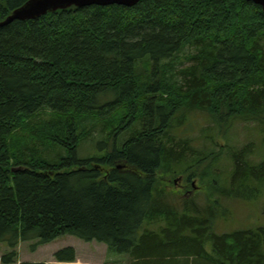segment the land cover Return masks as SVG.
<instances>
[{
  "label": "trees",
  "instance_id": "16d2710c",
  "mask_svg": "<svg viewBox=\"0 0 264 264\" xmlns=\"http://www.w3.org/2000/svg\"><path fill=\"white\" fill-rule=\"evenodd\" d=\"M25 1L0 0V21ZM193 112L224 133L254 122L264 134L259 5L139 0L0 25L1 263L15 262L22 241L34 250L69 234L103 242L130 264H264V226L217 234V199L172 200L176 175L240 198L264 185V135L255 163L253 141L222 145L207 127L196 148L177 136ZM94 133L99 153L79 158ZM224 146L227 187L213 170ZM53 257L71 262L75 250Z\"/></svg>",
  "mask_w": 264,
  "mask_h": 264
},
{
  "label": "rangeland",
  "instance_id": "374dc122",
  "mask_svg": "<svg viewBox=\"0 0 264 264\" xmlns=\"http://www.w3.org/2000/svg\"><path fill=\"white\" fill-rule=\"evenodd\" d=\"M188 64V60H185L182 65ZM211 133L213 139L219 144H228L232 147H241L248 142L253 141L255 143V154L250 155L249 159L255 163L263 157L262 131L254 122L248 123H235V125L229 128L225 133L224 129L218 130L217 126L208 121V116L204 112H193L189 115L186 124L177 129L178 138L188 137L192 140V144L196 148H202L205 142L204 136L201 134L205 131ZM100 134L94 133L93 139H87L81 143L76 151L79 158L92 157L94 154L99 153V148L94 143L100 139ZM94 143V144H93ZM207 147L212 148V144L207 143ZM217 151L219 147L215 146ZM225 148V149H224ZM224 149V150H223ZM222 154L218 157L217 163L214 164L213 170L219 173V185L228 186L229 171L231 170V161L228 159V148L224 146ZM188 181V180H187ZM217 185V184H216ZM199 181L190 179L189 182L181 175H176L170 179L169 190L173 192H180L176 197L173 196L172 200L176 205L181 204L183 198H194V200L202 207L206 205L207 199H217L219 206L217 209L216 218L214 220V233L221 234L230 232L236 229L253 228L256 226H264V185L260 188V191L253 198H240L232 196L220 195L217 190L210 191L203 187ZM32 240L20 242V249L15 262L11 264H18V259L30 260L40 259L43 264H130L129 256L119 255L117 253H109L105 243L90 240L86 241L78 238L74 235H61L52 243L47 244L36 251H33L30 247ZM5 243L0 242V254H4L7 250H4ZM66 246H71L75 250L76 260L71 262L49 263L48 258L52 257V253ZM207 249L210 248L209 242H207ZM0 255V258H1ZM0 264L1 259H0ZM8 264V263H5ZM10 264V263H9ZM20 264V263H19Z\"/></svg>",
  "mask_w": 264,
  "mask_h": 264
},
{
  "label": "water",
  "instance_id": "95a60500",
  "mask_svg": "<svg viewBox=\"0 0 264 264\" xmlns=\"http://www.w3.org/2000/svg\"><path fill=\"white\" fill-rule=\"evenodd\" d=\"M139 0H26L23 5L15 8L8 14L0 25H5L14 19L26 20L33 19L47 12L57 9H64L70 6L84 7L89 5H110L119 4L124 6H133ZM253 2L261 7L264 14V0H246Z\"/></svg>",
  "mask_w": 264,
  "mask_h": 264
},
{
  "label": "crops",
  "instance_id": "0c3cea01",
  "mask_svg": "<svg viewBox=\"0 0 264 264\" xmlns=\"http://www.w3.org/2000/svg\"><path fill=\"white\" fill-rule=\"evenodd\" d=\"M50 243H52V241L51 242H49V243H46V244H42V245H39V246H37L33 251H36V250H38L39 248H41V247H43V246H45V245H47V244H50ZM20 243H19V245H18V247H17V252H18V250L20 249ZM3 248H5L4 250H7V247L6 246H3ZM56 251V250H55ZM54 251V252H55ZM53 252V253H54ZM53 253H52V255H53ZM1 255V254H0ZM18 261V264L20 263V262H22V261H29V262H35V263H41V264H43L42 263V260H40V259H30V260H23V259H18L17 260ZM47 262H51V263H55L56 261H54L53 259H52V257H50V258H48V260H47ZM57 263H61V262H57ZM9 264V263H8ZM11 264V263H10Z\"/></svg>",
  "mask_w": 264,
  "mask_h": 264
}]
</instances>
